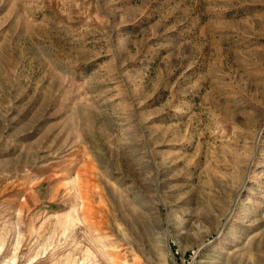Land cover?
<instances>
[{
	"label": "rangeland",
	"instance_id": "374dc122",
	"mask_svg": "<svg viewBox=\"0 0 264 264\" xmlns=\"http://www.w3.org/2000/svg\"><path fill=\"white\" fill-rule=\"evenodd\" d=\"M264 264V0H0V264Z\"/></svg>",
	"mask_w": 264,
	"mask_h": 264
},
{
	"label": "built area",
	"instance_id": "2783aa9c",
	"mask_svg": "<svg viewBox=\"0 0 264 264\" xmlns=\"http://www.w3.org/2000/svg\"><path fill=\"white\" fill-rule=\"evenodd\" d=\"M176 255L178 256V264H194L196 259V252L189 251L186 253H181L179 249L176 251Z\"/></svg>",
	"mask_w": 264,
	"mask_h": 264
}]
</instances>
